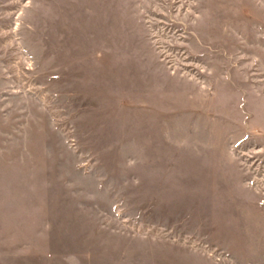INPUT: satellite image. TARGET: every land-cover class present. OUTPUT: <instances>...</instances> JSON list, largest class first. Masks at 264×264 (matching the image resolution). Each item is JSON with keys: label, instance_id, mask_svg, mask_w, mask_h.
Returning a JSON list of instances; mask_svg holds the SVG:
<instances>
[{"label": "rangeland", "instance_id": "obj_1", "mask_svg": "<svg viewBox=\"0 0 264 264\" xmlns=\"http://www.w3.org/2000/svg\"><path fill=\"white\" fill-rule=\"evenodd\" d=\"M0 264H264V0H0Z\"/></svg>", "mask_w": 264, "mask_h": 264}]
</instances>
